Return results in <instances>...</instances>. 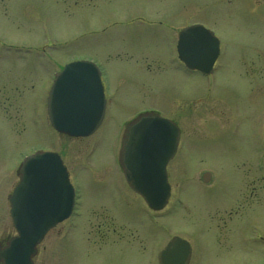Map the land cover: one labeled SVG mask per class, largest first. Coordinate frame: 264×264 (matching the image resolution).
Masks as SVG:
<instances>
[{
    "label": "rangeland",
    "instance_id": "obj_1",
    "mask_svg": "<svg viewBox=\"0 0 264 264\" xmlns=\"http://www.w3.org/2000/svg\"><path fill=\"white\" fill-rule=\"evenodd\" d=\"M189 25L219 42L213 81L179 67L177 33ZM89 60L106 78L107 119L94 138L57 140L44 107L51 77ZM177 108L186 123L166 168L157 242L182 237L191 264H264V0H0V238L15 235L7 196L22 158L55 151L72 172L77 206L34 264H144L126 246L99 251L94 241L98 226L148 232L151 214L117 168L119 139L136 113Z\"/></svg>",
    "mask_w": 264,
    "mask_h": 264
},
{
    "label": "water",
    "instance_id": "obj_2",
    "mask_svg": "<svg viewBox=\"0 0 264 264\" xmlns=\"http://www.w3.org/2000/svg\"><path fill=\"white\" fill-rule=\"evenodd\" d=\"M219 56V42L202 26L178 33L177 57L189 70L204 75ZM103 109L99 72L90 62H73L56 75L48 98L51 127L68 138H86L98 127ZM179 132L157 114L139 117L124 131L119 162L130 189L152 211H161L170 197L166 166L176 153ZM210 174L202 182L210 181ZM18 184L7 198L16 236L0 250V264H34L37 247L46 234L67 220L74 192L61 160L55 154L26 157L18 169ZM189 245L173 238L160 256V264H185Z\"/></svg>",
    "mask_w": 264,
    "mask_h": 264
},
{
    "label": "flooded vegetation",
    "instance_id": "obj_3",
    "mask_svg": "<svg viewBox=\"0 0 264 264\" xmlns=\"http://www.w3.org/2000/svg\"><path fill=\"white\" fill-rule=\"evenodd\" d=\"M189 26H193V25H189ZM189 26H187V27H189ZM91 62H93V61H91ZM179 64H180V66H179L180 69L183 67V70H184L183 72H186L187 75L189 74V75L199 76V78H201V80H205L206 82H210V81H213L214 80V75L216 73L214 67H213L212 71L208 75H204L201 72L196 71V70H194V71L188 70L181 63H179ZM62 68H63V66L60 69H58L57 72L53 73V75L51 77L52 83L54 81L55 75H57L62 70ZM97 68H98L99 73H100L99 78H100V82H101V85H102V88H103L102 89L103 109H102L101 120H100V123H99L97 129L88 138H92V137L94 138L96 136V134L99 132L102 124L107 119V113H108L109 106H110V97H111V95H108V92L109 91L106 88V84H105V79L106 78H105V75H104V73H103V71H102V69L100 67L97 66ZM198 88L201 89V86H199ZM248 94L250 95V91L249 90H248ZM250 98H252V97H250ZM44 107H45V111H46V114H47L46 115V123L49 125V120H48V95H47V98L45 99ZM178 109L179 108H177L174 111V114L173 115L172 114H169L168 117H164L163 115H161L156 110H151V111H147V112L136 113L130 120L125 121V123L123 124L122 133H123L124 128L127 125H129L133 121L137 120L139 117H141L143 115H147V114L156 113L161 118H164V119L170 121L171 123H173L177 127V129L179 131V144H180L181 141H182L181 140V134H182V132L180 131L181 128L179 129L178 126L181 125L180 124L181 122H185V121L184 120H181L182 119V114L181 113H178L179 112V111H177ZM246 111L247 112H250V106L249 105L247 106ZM183 117H184L185 120H187L186 118H188L189 121L191 119V116H189V115L188 116L185 115ZM239 117H245V116L242 115V116H238L237 118H239ZM178 123H179V125H178ZM255 123H256V121H254V119L252 118L251 121H250V127L252 128L253 124L255 125ZM187 129H188V124L186 125V130ZM193 130H194V128L192 127L191 122H190V124H189V131L188 130L187 131H188V133H191ZM54 133L56 134L57 140L60 137H64L63 135L57 134L55 131H54ZM121 136H122V134H121ZM82 140H84V139H82ZM120 140H121V137H120L119 141ZM53 150H55V149H53ZM35 152H44V151H41V149H36V151H34L33 154ZM46 153H54V154H57L58 155V153H56L55 151H49V152H46ZM91 153H92V151L86 152V156L89 157L88 154H91ZM119 156H120V148L118 150V153L116 154L117 168L119 169V171H120V173H121V175L123 177V180L125 182V185L129 189V191L136 198H139L141 200V198L138 195H136L135 193H133L130 190V188L128 187L127 182H126L125 177H124L123 169H122L121 164L119 162ZM59 157L60 158L61 157L63 158V156H59ZM68 173H69V175L71 176V179H72V177H73L72 172L71 171H68ZM259 174H261V173H259ZM71 183L73 184L72 180H71ZM77 199H78L77 192L75 191V205H74L73 213H75V209H76V206H77ZM148 211H149V213L151 215L148 218H146L147 221L145 220L146 223L149 225L148 227H145V229H147V231H148L147 233L140 231L139 230V227H136V226H134V227L131 226V227H128V228L121 227L122 229L123 228L126 229V232L125 233L116 232V230L114 228H111L110 226H107V227H105V232L103 233L101 231V227L98 226L97 227L98 228V231H97L98 232V236H96V238L99 239V242H95L94 241V245L95 246H98L97 249L99 251H101L102 249H105L106 247L111 248V249L112 248L122 249V247L126 246L125 247L126 249H129V250H133V251L138 252L143 257V260H145V263L144 264H160V256H161L162 252L165 250V248L168 245L169 241L172 238H174V237H178V238H180L182 240H184V239L182 237H179V236H171L164 245L160 246V244L157 242L158 241L157 238H159L158 235H157V231L159 230V228H158V226H159L158 224H159V220H160L159 215H160V213H162V211L161 212H152L150 210H148ZM109 216H111V215H109ZM111 217H113V216H111ZM138 224L139 223H137V225ZM109 229H111V231ZM132 230H134L136 233L138 232L137 235H135V233ZM13 237L14 236H11V235H6L4 237L2 236L1 237L2 239L0 238V250L5 249L7 247V245H8V243H9V241ZM149 239H150V242H147L146 240H149ZM188 245H189V243H188ZM191 259H192V250H191V247L189 245V255L187 257V261H186L185 264H191ZM111 263L112 264H115L114 261H112Z\"/></svg>",
    "mask_w": 264,
    "mask_h": 264
}]
</instances>
